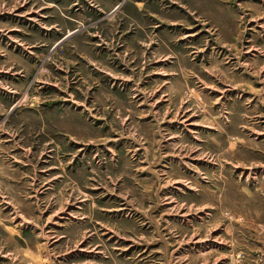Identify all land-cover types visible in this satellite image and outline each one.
I'll return each instance as SVG.
<instances>
[{
    "label": "rangeland",
    "instance_id": "obj_1",
    "mask_svg": "<svg viewBox=\"0 0 264 264\" xmlns=\"http://www.w3.org/2000/svg\"><path fill=\"white\" fill-rule=\"evenodd\" d=\"M110 1L0 50V264H264V0Z\"/></svg>",
    "mask_w": 264,
    "mask_h": 264
},
{
    "label": "crops",
    "instance_id": "obj_2",
    "mask_svg": "<svg viewBox=\"0 0 264 264\" xmlns=\"http://www.w3.org/2000/svg\"><path fill=\"white\" fill-rule=\"evenodd\" d=\"M0 1L6 2L7 0H0ZM14 1L16 2L19 0H14ZM23 1H26V0H23ZM27 1L29 3H31V2H35L38 0H27ZM42 1L45 2L44 3L45 5L50 4L51 7H49V6L48 7L45 6L43 8L41 6L38 7L36 10V13H35L36 16L33 17L32 19L26 17L25 14H23V11H21V9H23L22 6H20L18 9H16V11H14L13 15L10 12L0 13V26L1 25L8 26V30H5L4 36H3L5 42L4 43L0 42V50H2L1 53H3V57L6 58L7 64H14V63H17V62H14V60L15 61L19 60V55L16 54V52L14 50H9L8 49L9 47L6 46L7 44H9V41H14L15 45L16 46L20 45L23 50L29 49L27 51V53L29 55H34L33 51L35 48L29 46L28 39L30 37H29V34L25 31L26 26H27L26 25L27 22H29V21L35 22V20H37V19L38 20L39 19L44 20L43 25L45 26L44 29H46L47 32H49V33L50 32L56 33V32H60V31L64 32V28H67L68 26L72 27L73 24H75V22H78L80 19H81L80 21H83V20L87 21L88 17L92 16L91 13H93V11L95 9H93L91 7L92 5L89 3L90 1H91V3L96 5V10L98 8V10L100 12L108 11V7H112V2L110 0H76L75 4L73 3V0H70L72 2V4H71L69 14H67L66 12L64 14L62 6H66L65 3L69 2V0H54L53 4H51L52 0H42ZM39 2L41 3V0H39ZM56 3H59V4H56ZM27 8L30 9V7H27ZM48 10H51V11H48ZM109 11H111V13H114L115 9L112 8ZM49 14H52V15H49ZM10 19H11V21H10L11 25H8L7 20H10ZM50 19H54L53 24H51V25H49ZM77 19H79V20H77ZM74 20H76V21L74 22ZM4 22H6V23H4ZM0 29H3V28L0 27ZM67 38H65V39H67ZM10 46H12V44H10ZM11 59L13 60L12 62H11ZM18 74H19L18 72H14L13 75H18ZM34 103H35V105L32 107V109L33 110L39 109V101L37 100ZM20 110H21V112L24 110H30V107L29 106H26V107L22 106V108H20ZM48 158L51 159V156H48ZM8 162H10V161H8ZM10 163H12L11 165H13L16 168V170L12 169L11 171H9V172L14 173V177L17 176V173H18L17 170H21L22 172L25 171V168H24L25 162L22 163L21 161H18L17 159H13V161ZM15 164L22 165V166H21V168H19V166H16ZM2 166H3V164L0 163V169L1 170H2V168H1ZM8 168L6 169V173L8 172ZM26 168L28 169V167H26ZM53 169L59 171L60 168L51 167L50 170H53ZM60 174H61V172H60ZM45 176L47 177V176H49V174L48 175L46 174ZM27 178H28L27 176H23L22 181L20 183L15 182L14 186L18 187L20 185H23L24 182L26 184L27 180H28ZM2 183H3V185L7 186L6 182L5 183L2 182ZM50 189H51V185L49 187H44L43 191L41 193L43 194L44 192H47V190H50ZM0 201H1V205H3V204L5 205L3 210H5V211L9 210L6 208V206L9 205L10 203L8 201H6V199H4V197L3 198L0 197ZM13 208H14V205H13ZM12 220H14V218Z\"/></svg>",
    "mask_w": 264,
    "mask_h": 264
}]
</instances>
